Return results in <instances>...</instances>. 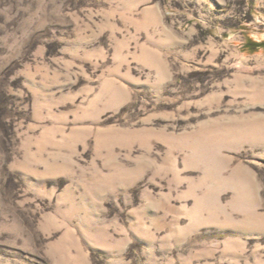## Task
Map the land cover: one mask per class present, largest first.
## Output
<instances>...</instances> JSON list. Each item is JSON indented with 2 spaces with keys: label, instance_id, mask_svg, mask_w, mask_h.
<instances>
[{
  "label": "rangeland",
  "instance_id": "374dc122",
  "mask_svg": "<svg viewBox=\"0 0 264 264\" xmlns=\"http://www.w3.org/2000/svg\"><path fill=\"white\" fill-rule=\"evenodd\" d=\"M0 264H264V0H0Z\"/></svg>",
  "mask_w": 264,
  "mask_h": 264
}]
</instances>
